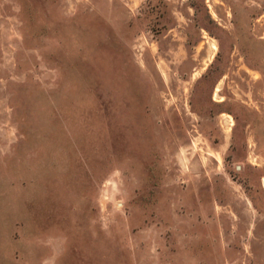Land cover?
<instances>
[{"label": "rangeland", "instance_id": "1", "mask_svg": "<svg viewBox=\"0 0 264 264\" xmlns=\"http://www.w3.org/2000/svg\"><path fill=\"white\" fill-rule=\"evenodd\" d=\"M0 264H264V0H0Z\"/></svg>", "mask_w": 264, "mask_h": 264}]
</instances>
